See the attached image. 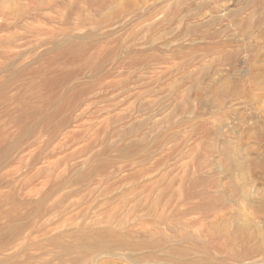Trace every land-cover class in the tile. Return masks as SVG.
<instances>
[{"label": "rangeland", "instance_id": "rangeland-1", "mask_svg": "<svg viewBox=\"0 0 264 264\" xmlns=\"http://www.w3.org/2000/svg\"><path fill=\"white\" fill-rule=\"evenodd\" d=\"M0 264H264V0H0Z\"/></svg>", "mask_w": 264, "mask_h": 264}]
</instances>
